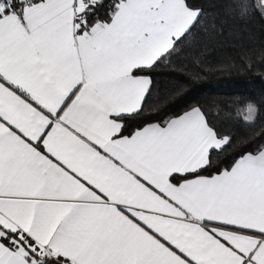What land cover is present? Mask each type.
<instances>
[{"label":"snow or ice","instance_id":"1","mask_svg":"<svg viewBox=\"0 0 264 264\" xmlns=\"http://www.w3.org/2000/svg\"><path fill=\"white\" fill-rule=\"evenodd\" d=\"M222 34L201 0H0V264H264V107L236 136L156 87Z\"/></svg>","mask_w":264,"mask_h":264},{"label":"trees","instance_id":"2","mask_svg":"<svg viewBox=\"0 0 264 264\" xmlns=\"http://www.w3.org/2000/svg\"><path fill=\"white\" fill-rule=\"evenodd\" d=\"M201 2L215 16L217 23H223V34L209 44L206 59L200 68L189 64L184 74L179 76L170 69H158L156 87L161 95L183 88V97L171 106L175 111L182 110L188 103L200 101L209 110L220 112L222 131L242 136L245 129L234 127V121L227 119L231 111L228 106L255 101L264 107V61L257 59L254 68L246 70L241 67L244 62L240 56L242 48L257 54L264 50V19L259 16L247 21L232 19L224 11L230 0ZM227 66L232 67L226 70ZM197 73L200 78H196ZM260 126H264V121L257 125ZM232 155L227 153L222 159L228 163Z\"/></svg>","mask_w":264,"mask_h":264}]
</instances>
